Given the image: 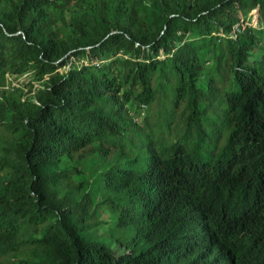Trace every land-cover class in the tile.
I'll use <instances>...</instances> for the list:
<instances>
[{
    "label": "trees",
    "instance_id": "16d2710c",
    "mask_svg": "<svg viewBox=\"0 0 264 264\" xmlns=\"http://www.w3.org/2000/svg\"><path fill=\"white\" fill-rule=\"evenodd\" d=\"M0 262L264 264V0H0Z\"/></svg>",
    "mask_w": 264,
    "mask_h": 264
},
{
    "label": "rangeland",
    "instance_id": "374dc122",
    "mask_svg": "<svg viewBox=\"0 0 264 264\" xmlns=\"http://www.w3.org/2000/svg\"><path fill=\"white\" fill-rule=\"evenodd\" d=\"M256 12H251V17L249 19V23H252L251 19L253 18V15L255 16ZM253 20V19H252ZM243 26H245V24L243 23ZM257 27L255 22L253 23V27ZM261 55V50H259V52L256 53L257 57H260ZM252 60V59H251ZM72 61V60H71ZM210 64H207V66H209ZM65 69H61L60 71H64ZM29 81H30V76L25 75L22 76L16 80H14L13 77H8V82H9V89H18L19 91L22 92V97H31L34 93V91L39 87L38 84L34 83L32 85V92H29ZM7 89V88H5ZM13 94L19 95L20 93L18 91L13 92ZM209 137L212 139L215 138V135H209ZM88 167L89 165L87 164L84 168V175L83 178H85L87 176V171H88ZM100 220L102 222V225L99 226L97 229H95L92 233L95 235L96 238H98L99 240L103 241L105 244L110 245L111 248H113L114 253L116 255H119L121 253H123L125 250L124 248H122L121 246H118L120 244L125 245V246H131L132 245V240H131V233L129 231L126 230H122V229H118L115 228V223L114 220L112 218V215L106 211V209L102 210V212L100 213ZM0 264H3L0 262Z\"/></svg>",
    "mask_w": 264,
    "mask_h": 264
}]
</instances>
